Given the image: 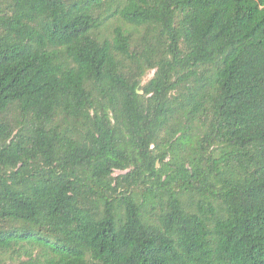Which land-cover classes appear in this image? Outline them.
<instances>
[{"label": "trees", "instance_id": "trees-1", "mask_svg": "<svg viewBox=\"0 0 264 264\" xmlns=\"http://www.w3.org/2000/svg\"><path fill=\"white\" fill-rule=\"evenodd\" d=\"M0 264H264V0H0Z\"/></svg>", "mask_w": 264, "mask_h": 264}, {"label": "rangeland", "instance_id": "rangeland-1", "mask_svg": "<svg viewBox=\"0 0 264 264\" xmlns=\"http://www.w3.org/2000/svg\"><path fill=\"white\" fill-rule=\"evenodd\" d=\"M153 75H154V72H150V73L148 74V76L145 78L144 82H145V83L148 82V81L153 77Z\"/></svg>", "mask_w": 264, "mask_h": 264}]
</instances>
